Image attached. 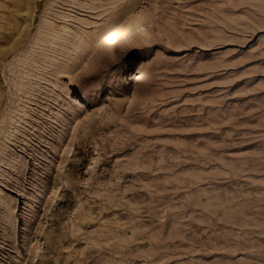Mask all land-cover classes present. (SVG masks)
<instances>
[{
  "label": "rangeland",
  "instance_id": "rangeland-1",
  "mask_svg": "<svg viewBox=\"0 0 264 264\" xmlns=\"http://www.w3.org/2000/svg\"><path fill=\"white\" fill-rule=\"evenodd\" d=\"M0 264H264V0H0Z\"/></svg>",
  "mask_w": 264,
  "mask_h": 264
},
{
  "label": "bare ground",
  "instance_id": "bare-ground-1",
  "mask_svg": "<svg viewBox=\"0 0 264 264\" xmlns=\"http://www.w3.org/2000/svg\"><path fill=\"white\" fill-rule=\"evenodd\" d=\"M110 32L104 37L101 42V49L104 53H106L111 60L117 59L116 48L124 42L129 35L133 34L135 28H139L138 32L140 37H138L139 41H147L148 34L144 28L141 18L139 15H128L119 21ZM138 31V29H137ZM136 78V79H135ZM145 81V74L142 71H138L134 74L132 83L139 84Z\"/></svg>",
  "mask_w": 264,
  "mask_h": 264
}]
</instances>
